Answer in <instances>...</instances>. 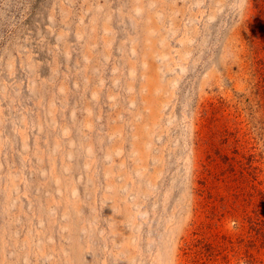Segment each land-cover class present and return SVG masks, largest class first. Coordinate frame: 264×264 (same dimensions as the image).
<instances>
[{
  "label": "rangeland",
  "instance_id": "obj_1",
  "mask_svg": "<svg viewBox=\"0 0 264 264\" xmlns=\"http://www.w3.org/2000/svg\"><path fill=\"white\" fill-rule=\"evenodd\" d=\"M0 264H264V0H0Z\"/></svg>",
  "mask_w": 264,
  "mask_h": 264
}]
</instances>
